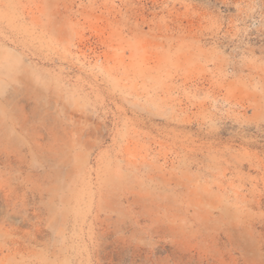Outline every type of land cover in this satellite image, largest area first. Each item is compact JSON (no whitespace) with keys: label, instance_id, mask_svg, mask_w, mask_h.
<instances>
[{"label":"rangeland","instance_id":"1","mask_svg":"<svg viewBox=\"0 0 264 264\" xmlns=\"http://www.w3.org/2000/svg\"><path fill=\"white\" fill-rule=\"evenodd\" d=\"M0 264H264V0H0Z\"/></svg>","mask_w":264,"mask_h":264}]
</instances>
